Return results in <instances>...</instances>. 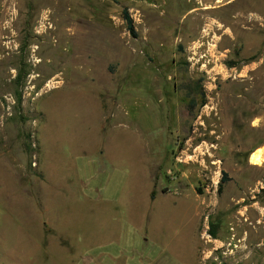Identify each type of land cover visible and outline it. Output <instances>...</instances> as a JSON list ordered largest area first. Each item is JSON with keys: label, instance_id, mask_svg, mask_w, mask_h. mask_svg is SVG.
Wrapping results in <instances>:
<instances>
[{"label": "rangeland", "instance_id": "rangeland-1", "mask_svg": "<svg viewBox=\"0 0 264 264\" xmlns=\"http://www.w3.org/2000/svg\"><path fill=\"white\" fill-rule=\"evenodd\" d=\"M257 148L264 0H0V264H264Z\"/></svg>", "mask_w": 264, "mask_h": 264}, {"label": "bare ground", "instance_id": "bare-ground-1", "mask_svg": "<svg viewBox=\"0 0 264 264\" xmlns=\"http://www.w3.org/2000/svg\"><path fill=\"white\" fill-rule=\"evenodd\" d=\"M261 126V125H259ZM264 149L263 148H257L253 150L250 153L249 161L253 165H260L264 162V155H263Z\"/></svg>", "mask_w": 264, "mask_h": 264}, {"label": "trees", "instance_id": "trees-1", "mask_svg": "<svg viewBox=\"0 0 264 264\" xmlns=\"http://www.w3.org/2000/svg\"><path fill=\"white\" fill-rule=\"evenodd\" d=\"M123 17H124V20L126 22V27L128 29V31L134 35L135 34V28H134V24H133V20L132 18L130 17L129 13L127 12V10H123ZM18 101H19V97H18ZM226 177V174L224 173V178ZM222 182H224V179H222L220 181V184H219V187H221V184Z\"/></svg>", "mask_w": 264, "mask_h": 264}]
</instances>
